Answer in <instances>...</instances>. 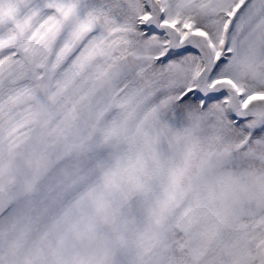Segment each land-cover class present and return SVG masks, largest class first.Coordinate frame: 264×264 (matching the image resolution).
<instances>
[{
  "label": "snow or ice",
  "instance_id": "1",
  "mask_svg": "<svg viewBox=\"0 0 264 264\" xmlns=\"http://www.w3.org/2000/svg\"><path fill=\"white\" fill-rule=\"evenodd\" d=\"M0 264H264V0H0Z\"/></svg>",
  "mask_w": 264,
  "mask_h": 264
}]
</instances>
